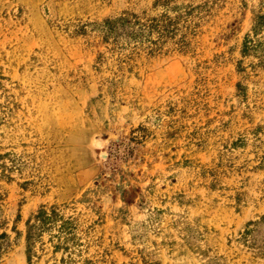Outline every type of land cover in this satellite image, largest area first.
<instances>
[{
    "label": "rangeland",
    "instance_id": "374dc122",
    "mask_svg": "<svg viewBox=\"0 0 264 264\" xmlns=\"http://www.w3.org/2000/svg\"><path fill=\"white\" fill-rule=\"evenodd\" d=\"M182 10L185 44L152 55L93 28ZM262 15L264 0H0V264H264ZM52 207L70 233L29 242Z\"/></svg>",
    "mask_w": 264,
    "mask_h": 264
},
{
    "label": "trees",
    "instance_id": "16d2710c",
    "mask_svg": "<svg viewBox=\"0 0 264 264\" xmlns=\"http://www.w3.org/2000/svg\"><path fill=\"white\" fill-rule=\"evenodd\" d=\"M173 10H176L173 8ZM177 11V10H176ZM184 12L175 13L173 16L163 14L160 16L148 18L145 21L137 19L134 15H124L114 18H105L101 22L93 23V28L98 31L104 42L115 45L122 49L128 47L131 55L138 47H143L149 55L159 53L163 50L164 43L172 38L176 46L185 44L184 37L175 39L178 29L176 19ZM256 26H264V15L258 18ZM57 229L58 233H70L68 221L62 219L57 211L52 207L50 209H41L33 222L29 224L28 241L32 242L38 238L43 231L52 228ZM59 246V243L56 247ZM30 246L28 245V251Z\"/></svg>",
    "mask_w": 264,
    "mask_h": 264
},
{
    "label": "bare ground",
    "instance_id": "6f19581e",
    "mask_svg": "<svg viewBox=\"0 0 264 264\" xmlns=\"http://www.w3.org/2000/svg\"><path fill=\"white\" fill-rule=\"evenodd\" d=\"M97 145L99 146V145H100V143H99V142H97Z\"/></svg>",
    "mask_w": 264,
    "mask_h": 264
}]
</instances>
